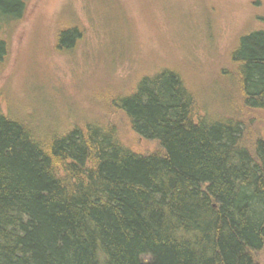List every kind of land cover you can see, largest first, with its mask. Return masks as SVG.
<instances>
[{
  "label": "trees",
  "instance_id": "16d2710c",
  "mask_svg": "<svg viewBox=\"0 0 264 264\" xmlns=\"http://www.w3.org/2000/svg\"><path fill=\"white\" fill-rule=\"evenodd\" d=\"M29 2L0 0V66ZM82 36L64 29L57 47ZM232 60L246 107L264 111V31L241 36ZM114 102L158 151L95 122L42 136L0 113V264H260L264 139L249 146L240 122L195 118L169 69Z\"/></svg>",
  "mask_w": 264,
  "mask_h": 264
},
{
  "label": "rangeland",
  "instance_id": "374dc122",
  "mask_svg": "<svg viewBox=\"0 0 264 264\" xmlns=\"http://www.w3.org/2000/svg\"><path fill=\"white\" fill-rule=\"evenodd\" d=\"M77 25L82 39L59 50V33ZM254 31H264V0H30L5 35L0 113L42 136L114 127L124 145L150 154L158 144L139 139L114 101L169 69L193 94L195 118L240 122L250 146L264 139V111L246 107L232 53ZM255 255L264 264V250Z\"/></svg>",
  "mask_w": 264,
  "mask_h": 264
}]
</instances>
